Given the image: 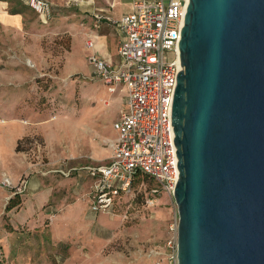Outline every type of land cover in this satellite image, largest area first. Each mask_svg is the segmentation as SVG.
I'll return each mask as SVG.
<instances>
[{
  "label": "rangeland",
  "instance_id": "374dc122",
  "mask_svg": "<svg viewBox=\"0 0 264 264\" xmlns=\"http://www.w3.org/2000/svg\"><path fill=\"white\" fill-rule=\"evenodd\" d=\"M49 1L42 23L23 0H0L22 17L20 27L0 24V264H176L160 248L177 206L161 194L147 207L153 183L135 181L113 212L89 210L85 168L109 161L123 104L86 56L91 11L108 0ZM16 193L19 205L6 211Z\"/></svg>",
  "mask_w": 264,
  "mask_h": 264
},
{
  "label": "water",
  "instance_id": "95a60500",
  "mask_svg": "<svg viewBox=\"0 0 264 264\" xmlns=\"http://www.w3.org/2000/svg\"><path fill=\"white\" fill-rule=\"evenodd\" d=\"M171 102L177 264H264V0H187Z\"/></svg>",
  "mask_w": 264,
  "mask_h": 264
},
{
  "label": "built area",
  "instance_id": "2783aa9c",
  "mask_svg": "<svg viewBox=\"0 0 264 264\" xmlns=\"http://www.w3.org/2000/svg\"><path fill=\"white\" fill-rule=\"evenodd\" d=\"M131 11L118 20L94 12L95 27L106 20L119 33L117 64L92 53L87 61L110 93L122 85L125 107L112 123L115 137L106 164L86 167L93 182L87 193L89 210L95 214L113 212L115 200L129 196L138 174L150 178L145 204L153 207L161 194L173 198L178 176L170 115L179 63L178 39L187 0H130ZM42 23L50 19L49 0H24ZM93 48V40L86 41ZM144 183H142L143 185ZM174 199V198H173ZM177 225L160 248L176 262Z\"/></svg>",
  "mask_w": 264,
  "mask_h": 264
},
{
  "label": "crops",
  "instance_id": "0c3cea01",
  "mask_svg": "<svg viewBox=\"0 0 264 264\" xmlns=\"http://www.w3.org/2000/svg\"><path fill=\"white\" fill-rule=\"evenodd\" d=\"M24 3L26 6H28L26 4V2H24ZM87 4L88 5L92 4V0L88 1ZM107 4L108 5L106 8L93 9V11H91V20L94 21V18H93L94 12H101L113 20H118L122 16H124L125 14H127L131 11V1L130 0H108ZM103 22H102L103 24L102 23L99 24L98 27H95L94 26L95 23H93L95 30H92V34L88 35V39H87V40H89V38H90L93 40V48H87L86 42H85L86 56L94 53L98 57H100L101 59H104L108 63H111L114 65V64H117L119 61L117 49H118V44H119V39H120V33L117 29L118 34H119L118 35L119 39H118V43H116L114 39H111L109 37L108 33L104 32L107 30L106 25H108L110 23L107 22L106 20H103ZM21 23H22L21 15L20 14L12 15V14L7 13L5 11V3L0 2V24H2L3 26L16 28V27H20ZM104 86H106V85H104ZM117 91H119L123 95V104H122V109H123L125 107V103H126V92H125V89L122 85H118L115 92H117ZM112 130H113V128H112ZM113 132H114V130H113ZM114 137H115V132H114ZM99 165H101V164H99ZM85 172H86L85 174L91 179V184H90V187H91L93 179H92V177L89 176L87 171H85ZM90 187H89V189H90ZM87 201H88V199H87Z\"/></svg>",
  "mask_w": 264,
  "mask_h": 264
},
{
  "label": "trees",
  "instance_id": "16d2710c",
  "mask_svg": "<svg viewBox=\"0 0 264 264\" xmlns=\"http://www.w3.org/2000/svg\"><path fill=\"white\" fill-rule=\"evenodd\" d=\"M23 2H24V1H23ZM28 8H30V7H28ZM31 10H32V9H31ZM32 11H33V10H32ZM33 12H34V11H33ZM9 14H12V15H14V14H21V11L17 10L16 8H11V9H9ZM18 146H19V143H18ZM18 146H17V148H18ZM140 180H141L142 183H147V182L150 183V184L153 183V181H152L150 178L138 174V175L136 176L135 181H140ZM152 186H154V183H153ZM146 187L149 188V187H151V186H146ZM146 190H147V189H146ZM141 194H145V192H144V191H141L140 196L142 197ZM145 199H146V197H144V200H145ZM17 205H19V197H18V195H17V193H16L15 197L9 200V202H8V204H7V207H6L5 209H6V211H8V210H11L13 207H15V206H17Z\"/></svg>",
  "mask_w": 264,
  "mask_h": 264
},
{
  "label": "bare ground",
  "instance_id": "6f19581e",
  "mask_svg": "<svg viewBox=\"0 0 264 264\" xmlns=\"http://www.w3.org/2000/svg\"><path fill=\"white\" fill-rule=\"evenodd\" d=\"M2 16V15H1ZM5 18V17H4ZM3 20V19H2ZM8 21V20H7ZM18 23V22H17Z\"/></svg>",
  "mask_w": 264,
  "mask_h": 264
}]
</instances>
